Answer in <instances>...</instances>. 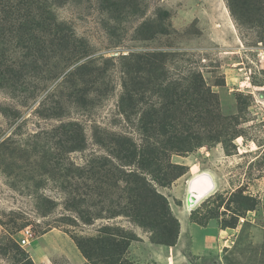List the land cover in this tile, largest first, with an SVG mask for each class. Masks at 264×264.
<instances>
[{"label":"rangeland","instance_id":"374dc122","mask_svg":"<svg viewBox=\"0 0 264 264\" xmlns=\"http://www.w3.org/2000/svg\"><path fill=\"white\" fill-rule=\"evenodd\" d=\"M98 2L52 6L57 20L86 45V54L70 61L64 60L68 53L52 44L47 33H34L23 41L15 29L16 17L0 13V73L7 78L13 71L22 87L14 94L0 87V110L8 109L11 115L7 118L0 111V264H35L31 257L35 242L34 252L56 260L53 264H65V258L75 264L73 248L80 252L73 238L96 237L104 229L132 239L125 264H176L179 254L172 257L174 246L156 243V232L130 217L112 216L117 191L95 187V179L88 176L90 161L112 159L109 149L96 143L95 130L138 141L137 118L127 122L118 110L124 65L132 67L138 58L153 54L168 56L164 69L171 80L197 77L195 85L185 84L183 108L172 109L173 127H188L202 146L173 155L171 162L184 167L185 176L190 158L211 174L217 187L203 198L178 179L165 188L145 177L166 199L172 217L183 212L198 226L190 219L194 214L205 227L216 230L217 240L224 242L217 264H264V5L260 19L252 23L239 14L233 17L227 0H127L124 21L109 20L117 27L110 35ZM221 21L229 25L232 33L227 36L236 43L229 49L210 40L218 33L226 36ZM144 22L146 31H139ZM161 29L163 33L149 36ZM81 66L100 74L93 84L98 90L90 94L92 104L86 107L73 102L72 89L62 82L66 73ZM144 97L147 105L157 102L149 90ZM57 105L62 107L61 116L38 112ZM69 124H77L85 139L79 149L70 148L77 141L68 139L73 128ZM217 132L220 142L207 144ZM84 195L86 201L78 202ZM25 228L33 240L21 248L18 238ZM51 231L66 240L52 234L46 242L37 241ZM186 232L184 239L190 231L183 226ZM44 243L47 252L39 249ZM214 256L197 264H216ZM187 259L191 264L195 260Z\"/></svg>","mask_w":264,"mask_h":264},{"label":"trees","instance_id":"16d2710c","mask_svg":"<svg viewBox=\"0 0 264 264\" xmlns=\"http://www.w3.org/2000/svg\"><path fill=\"white\" fill-rule=\"evenodd\" d=\"M74 1L0 0V13L6 18L16 17L15 29L23 41H28L25 38L34 33H47L53 38L52 44L65 50L66 55L68 53L67 59L64 60L69 58L70 61L86 54V45L75 37L70 26L57 20L52 6ZM227 3L233 17L239 14L245 21L255 23L260 19L264 0H227ZM98 5L108 19L104 21L106 32L115 34L117 27L111 25L109 20L117 23L124 21L127 0H99ZM147 25L142 23L138 30L146 31ZM156 33H163V30L153 31L149 36ZM167 57L165 54L142 56L132 67L124 65L126 77L122 82L123 93L119 99L118 110L127 122L137 118L139 139L136 141L123 134L95 130L96 143L108 148L112 159L102 157L90 161L88 176L92 180L95 179V187L117 191L116 200L111 203L115 208L110 211L112 216L123 214L130 217L141 227L156 232L157 236L153 237V241L172 247L177 243L179 222L172 217L166 199L157 192L145 175L151 176L161 187L170 186L187 172L184 167L173 164L171 157L189 154L201 147L202 143L188 127H173L175 118L172 109L175 107V110L180 111L183 108L185 100L181 93L185 90V84L187 87L195 85L197 77L189 74L187 78L177 76V79L171 80L164 69ZM133 72L135 77L132 76ZM15 74L9 71L8 77L5 78L0 73V87L8 89L11 94L22 90ZM51 77L54 78V75ZM99 78L98 71L81 66L66 73L62 82L72 89L70 98L73 102L77 106L86 107L92 104L89 96L97 92L98 89L94 88L93 84ZM146 90L156 96L155 104L145 103V99H148L144 97ZM0 111L7 118L11 116L8 109ZM61 111L62 107L57 105L38 112L41 116H61ZM46 112H50V115ZM183 116L190 122L188 115ZM215 119L218 120L217 115ZM69 125L73 128L68 131V139L70 142L77 141L76 145L70 148L79 149L85 139L82 138L77 124ZM216 134L211 135L206 143H219L217 136L220 135L218 132ZM124 168H127V171ZM86 196L80 197L78 202H85ZM190 219L200 227L206 225L203 219L196 218L194 214H191ZM131 240L127 236L109 233L108 229L99 231L96 237L73 238L75 246L89 264H125L124 256Z\"/></svg>","mask_w":264,"mask_h":264},{"label":"crops","instance_id":"0c3cea01","mask_svg":"<svg viewBox=\"0 0 264 264\" xmlns=\"http://www.w3.org/2000/svg\"><path fill=\"white\" fill-rule=\"evenodd\" d=\"M222 12L224 15H226L224 11ZM222 25H223L222 31L226 33V36L225 35L223 36V33L222 34L218 33L217 35L215 34V36L213 35V37H211L210 40H212L213 43L217 44L222 49H226V48L229 49L230 46H234V44L236 43L235 41H231L227 36L232 33L231 29H229V25L225 24V22L224 24L222 22ZM224 25H225V29H224ZM186 160L187 161L185 163V166L188 168V175L179 178L178 182H184L183 186L185 187L186 190H190V189L198 190L199 193H201L204 196L203 198H207L212 194V191L210 190L213 189L214 191L215 188L217 187L216 182L214 181L210 173L206 172L205 170H202V168H200L198 164H194L192 161H190V158ZM192 160L194 159L192 158ZM197 200L196 201L192 200L191 201L192 205H194L196 202L198 203L199 200L198 201ZM188 205L189 203L186 204V206ZM177 219L179 222V235L176 245L171 248L172 257H175L177 254H179V257L175 261L176 264H191V262H189L187 259V257H191V256L195 258L192 264H197L200 262V260L204 258H214L215 257L214 255L218 256L219 249L223 246L220 244L224 242L217 240L218 234L216 230L210 229L209 227L195 226L190 222L188 214H185L183 212L177 213ZM183 226L184 227L187 226V231H190V234L185 239L183 238V236L186 235L187 232L183 233ZM52 234L58 238L61 237L63 241L66 240L63 235H60L58 233H56L57 234L56 235L55 233H53V231H51L40 236L37 239V241L41 240L43 242H46V240H48V236ZM32 247L33 249L34 248L38 249L36 242L32 245ZM33 249H31V254H32L31 257L35 264H44L45 260L48 261L49 264H53L56 262V260L53 261V259L46 256V254L41 256L40 254L35 253ZM39 249L42 251L45 250L46 252L49 251L45 243L44 245H41ZM156 250H157L156 253L158 254L159 251L158 249ZM72 255L75 259H72L73 261L71 262H75V264L85 263L84 258L74 248ZM216 258L217 260H215L214 262H216L217 264L218 258L220 257L218 256ZM63 262H65V264H72L66 258L63 259Z\"/></svg>","mask_w":264,"mask_h":264},{"label":"built area","instance_id":"2783aa9c","mask_svg":"<svg viewBox=\"0 0 264 264\" xmlns=\"http://www.w3.org/2000/svg\"><path fill=\"white\" fill-rule=\"evenodd\" d=\"M33 240V234L29 228H25L20 232V237L18 238V244L21 248L30 246Z\"/></svg>","mask_w":264,"mask_h":264},{"label":"bare ground","instance_id":"6f19581e","mask_svg":"<svg viewBox=\"0 0 264 264\" xmlns=\"http://www.w3.org/2000/svg\"><path fill=\"white\" fill-rule=\"evenodd\" d=\"M224 13L225 14H227V11H226V9L224 8ZM210 188V187H209ZM208 191V190H207ZM210 191H212L213 192V189H211ZM204 197V196H203ZM200 201V200H199ZM189 207V206H188Z\"/></svg>","mask_w":264,"mask_h":264}]
</instances>
